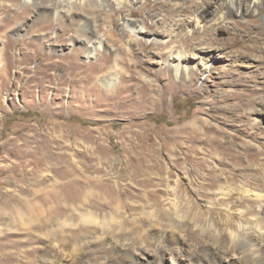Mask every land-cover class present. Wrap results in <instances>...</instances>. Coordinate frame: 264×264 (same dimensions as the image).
Wrapping results in <instances>:
<instances>
[{
  "label": "rangeland",
  "instance_id": "obj_1",
  "mask_svg": "<svg viewBox=\"0 0 264 264\" xmlns=\"http://www.w3.org/2000/svg\"><path fill=\"white\" fill-rule=\"evenodd\" d=\"M25 1L0 0V210L2 211H0V216L6 207L8 213L10 209L19 207L32 221L29 223L23 219L13 222L9 218L10 214L3 215L9 218L7 222H10L17 231L8 232L7 238L0 237V242L3 244L8 238L14 241V245L16 244L15 246L13 244L0 245L2 246V249L0 247V264H23V262L24 264H41L38 252L30 258L31 261L25 257L27 249L36 247L39 251L42 244H49L57 237L73 235V238L79 241L82 239L83 242V239L91 233L92 226L84 222L81 216L93 210L113 211L116 215L119 209L116 207L110 189L118 185L126 189V192L120 196V204L126 202L129 212L128 215L123 216L124 230L129 234L137 235L149 223L141 212L142 207L140 206V202L143 203L146 200L143 195L145 192L143 185L149 183L141 179H147V176H164L167 170L170 174L169 184L171 183L174 187L178 182L176 197L178 196L183 202H187L185 198L193 200L194 204L202 207V210L208 211L210 209L208 200L214 197L209 191L216 187H210L209 190L207 185L202 190L195 177L191 174L188 176L186 168L190 165L185 166L186 163L182 158L181 163L183 162L184 167L181 170L183 172L178 170L180 167L176 165L174 159L181 157L184 151H187L186 147H177L179 152L175 155L170 154L174 149L171 139L167 138L168 146L159 142L162 136H172L173 128L189 123L200 114L219 115L220 118L211 116L209 118L212 122H220L229 131L231 127L236 130L243 129L242 122L245 113L241 117L242 120L240 118V121H234L236 118L232 110H218L212 107L213 102L220 106L224 105L220 103L217 95H221L228 87L227 85L223 87L220 82L229 77L236 78L238 75L227 72L223 74L227 77H223L219 70H213V72L206 71L205 74H200L193 80L180 81L174 78L161 62L160 56H164L166 48L150 40L148 43L142 41L139 45H134L129 52H119L122 58L119 65L122 67L121 70L126 71L121 73L118 86H114L113 90L107 89L97 78H100L113 65L114 51L100 50L94 56L88 57L83 49L77 46L78 34L74 23L68 26L66 32H63L64 28L60 20L54 18L38 21L24 19L25 16H30L33 9L31 2L26 3ZM44 1L51 2V0H42ZM161 2L164 8H167L168 15L173 16L174 12L170 10L169 5L176 0H161ZM161 2L152 3V6L142 13H130L133 9L122 13L117 11L114 29L123 39L128 38L118 18L130 16L137 20L145 18L147 25L150 26L149 29L162 31V28L158 27L148 16L150 11L159 9ZM24 8L28 11L25 16L17 13ZM86 13L91 14L88 11ZM248 19L249 24L245 20H238L239 23L238 21L235 23L240 36L232 32H219L217 34L219 42L228 38H234L235 41L243 39V42L238 41L234 46V50H239L243 45L250 44L248 38L254 35L253 30L260 29L264 33V26L259 19L255 16ZM99 21L102 23L99 26L100 31L104 32L103 22L109 25V20L106 18L99 19ZM23 23H26L28 27H20ZM71 40L76 44L73 45ZM127 71L133 74H128ZM127 75H131V78ZM241 75L242 81L248 84L247 92L255 86L264 88L263 84H255L253 79L248 80L243 77L244 74ZM263 75L264 72L260 76ZM142 76H147L151 81H144ZM140 87L147 91L149 89V92L136 100V97L141 96ZM163 93L165 100L162 101L158 97ZM261 94L264 92H257V97L251 95V97L242 98L241 102L245 106L241 107V114L249 111V108H254ZM212 98L215 100H211ZM219 98L222 99V97ZM221 117L228 119L227 124L222 123ZM232 124L236 125L231 126ZM261 126L264 128V122ZM251 130L248 127L249 133ZM240 135L241 138H245L244 132H240ZM256 135L249 136V140L255 145H260L259 163L255 164L261 167L264 166V133L258 134L257 137ZM241 138L237 140L240 142ZM240 145L239 143L237 148L242 150ZM172 146L173 148L170 149ZM191 155V158L195 159L200 153L191 152ZM242 158L247 159L244 154ZM71 164L74 167L81 166L85 169V171L77 169V181L73 180V183L77 185L79 195L74 201L59 203L56 200L59 196L58 190L60 185L70 178L66 176L65 170ZM247 172L250 173L248 175L250 179L264 174L262 169L256 170V173L254 170ZM159 173L161 174L157 175ZM235 173L241 179L242 171H235ZM96 178L103 184L96 183ZM153 179L155 184L148 187L152 190L158 189L161 198H155L151 192L148 194L152 198V203H156L161 209L159 211L160 228L167 229L171 215L165 210L168 211L170 198L175 195L172 194V189L169 193H164L162 189H165V184L158 183L160 180L156 177ZM221 181L223 179L220 175L218 182L221 183ZM54 190L57 195L53 192ZM201 190L208 193L202 196L204 192ZM48 193V197L45 198ZM241 197H243L242 194L235 193L226 202L232 204L238 202ZM131 200L137 201L136 204H133ZM223 202V200L218 201L211 207V210L218 212L215 213L218 218L226 219V214L229 212L222 207ZM244 203L246 206H253L248 202ZM187 206H191V202H187ZM195 210L197 209L195 208L193 212ZM234 212L236 213L235 210ZM23 222L27 225H18ZM80 226H85L83 227L85 233L73 234L75 227ZM190 230L188 229L187 232L193 231V228ZM153 232L155 233V230H151V234ZM153 237V235L150 236L151 239ZM255 238L264 247V236L256 234ZM149 248H151L150 252L139 256L138 264H174L176 258L183 259L182 264L188 263L184 252H175L172 256L163 250L155 251L152 245ZM155 252L159 253L156 255ZM6 254L8 255L5 256ZM208 262L207 264H225L218 259ZM116 264L131 263L122 261ZM238 264H245L244 260L240 259Z\"/></svg>",
  "mask_w": 264,
  "mask_h": 264
},
{
  "label": "bare ground",
  "instance_id": "obj_2",
  "mask_svg": "<svg viewBox=\"0 0 264 264\" xmlns=\"http://www.w3.org/2000/svg\"><path fill=\"white\" fill-rule=\"evenodd\" d=\"M25 2H31L33 9L29 17L25 16L27 11L25 8L17 12L21 16L24 15V19L38 21L54 18L60 20V24L64 28H62L63 32H66L68 26H72V23H74L78 34L77 46L81 47L88 57L90 55L94 56L100 50L114 51L113 65L100 78H97L107 89L111 88L113 90L114 86H118L121 73L126 71L121 70L122 67L119 65V62H122L119 52H129L134 45H139L142 41L148 43L151 40L162 44V48H166L167 51L163 53L164 56H160L161 62L168 68L170 74L174 78L180 79V81L193 80L200 74H205L206 71L213 72V70H219L222 76L227 72L237 74L238 77L236 78L229 77L220 82L223 87L225 85L228 87L223 90L222 94L220 93L221 95H217L222 97V99L219 97L218 99L224 105L220 106L213 102L212 107L218 110H232V114L236 118L234 121L239 120L245 113V118L242 122L243 129L236 130L231 127L232 129L229 131L220 122H212L211 118H209L210 116L212 118H220L219 115L211 114L208 116L200 114L189 123L173 128L172 136L165 135L167 137L162 136L160 138L159 143L164 146H168V139L173 141L171 145L174 146V149L171 150L170 154L177 155L179 152L177 147H186L187 151H184V156H178L174 159L176 165L180 167L178 169L180 172L184 167L183 162L186 163L185 166L189 164L190 167L186 168V172L188 176L191 174L195 177L198 186L202 190L207 185L209 190L211 189L210 187H216L214 190L209 191L210 193L212 192L214 197L208 200L210 205L208 211L202 210L200 205L197 204V206L193 203V200L185 198L187 202H191V206H187L186 201L185 203L178 196L176 197L178 182L174 187L171 183L169 184L168 178L170 174L165 166L167 171L165 172L164 168L162 170H164L166 175L147 176V179H141L149 183L148 185H143L145 189L143 195L146 200L143 203L140 202L141 212H143L149 223L137 235L129 234L128 231L124 230L123 219L129 212L127 211L126 202L120 204V196L126 192V189H122L118 185V187L114 186L110 189L112 198L116 202V207L119 209L116 215L113 211L93 210L81 216L84 222L92 226L91 233L86 239H83V242L81 241L82 239L79 241L73 238V235L69 236L72 239L67 236L63 238L57 237L49 244H42L43 246H40L41 249L39 251L36 247H29L25 257L31 261L32 259L30 258L38 252L41 264H116L122 261L138 264L139 256L150 252L151 248L149 247L152 245L155 251L159 249L171 255L175 252H184L185 258H188V263L186 262L185 264H207L208 261L213 259H218L225 262V264H238L240 259L244 260L245 264L246 262L248 264H264V247L255 238L256 234L264 236V174L250 179L248 177L250 173L247 172L248 170H254L256 173V170L261 169L264 171V166L257 167L258 165L256 166L255 164L258 162L260 145H255L249 140V136L252 137L256 134L264 133V128L261 126V123L264 122V94L260 95V100L254 104V108H249V111H244L241 114V107L245 106L241 102L242 98L251 97V95L257 97V92H264V88H256V86L247 92L249 89H246L248 84L242 81L241 75L244 74V78L253 79L255 84H263L264 86V75L260 76L264 72V33L260 29L253 30L254 35L248 38L250 44L243 45L239 50H234V46L238 41L243 42V39L235 41L234 38H228L219 42L217 37L219 32H232L236 36H240L241 34L235 26L236 21L245 20L247 23L249 21L248 18L251 16L259 19L262 26H264V0H176V2L169 5L170 10L174 12L173 16L168 15L169 12L167 13V8H164L165 6L161 0H51V2L26 0ZM158 2H161L159 3V9L153 12L150 11L148 16L154 20L158 27L162 28V31L149 29L150 26L147 25L145 18L144 20H137L130 16H121L118 20L122 28L126 30V33H124L128 38H124V40L121 35V37L119 36L114 29L117 11L122 13L133 9L130 13H142V11L152 6V3L156 4ZM86 11L91 14H87ZM106 18L109 20V25L103 22L105 31L101 32L99 26L102 23L99 19L104 20ZM31 25L32 22L30 23ZM23 26L25 28L28 27L26 23L21 24L20 27L23 28ZM71 43L73 45L76 44L72 40ZM160 53L162 54V52ZM127 73L133 74L129 71ZM131 75L127 76L131 78ZM142 77L144 81H151L147 76ZM223 77L227 76L224 75ZM141 88L143 87L139 88L141 96L136 97V100L141 99L142 96L149 92L148 87H145L148 91ZM158 98L162 101L165 100V94L159 95ZM239 104L242 105L240 106ZM221 119L222 123L227 124L228 119L226 117H221ZM235 125L232 124L231 126ZM248 127L252 129L250 133L247 131ZM240 132H244L245 138H241ZM239 138H241L240 142L237 140ZM239 143L242 150L237 148ZM191 152L200 153L201 156L199 155L192 159ZM242 154L247 157L246 160L242 158ZM181 158L184 159L182 163ZM77 169L85 171L83 167H74L73 164L65 170L66 176L70 178L60 185L59 196L56 197L59 203L62 201L64 203L74 201L79 195L77 185L73 183V180L77 181ZM235 171H242L241 179L237 177ZM219 172L221 173L219 174ZM179 175L181 174L179 173ZM220 175L223 179L221 183L218 182ZM154 177L160 180L158 183L165 184V189H162L164 193H169L172 189L173 193H171L175 195V197L170 198L168 211L165 210L171 215L167 229L160 228L159 220L161 218L159 217V211L161 209L156 203H152V198L148 194L151 192L155 198L160 197L158 189L152 190L148 187L155 184ZM96 183L103 184L100 180H97ZM53 192L57 193L55 190ZM205 193L208 192H204L202 196ZM235 193H240L243 197L232 204L226 202ZM48 195L49 193L46 194L45 198ZM221 200L224 201L222 207L229 212V214H226V219H223V217L218 218L215 215L218 212L211 210V207ZM131 201L133 204L137 202ZM244 202L253 204V206H246ZM101 205L103 207V204ZM149 205L150 207H148ZM195 208L197 210L193 212ZM7 209L6 207L5 211H3L4 213L1 214L2 216H0V237L3 238H7V233L10 231L12 233L17 231L11 226L10 222H7L9 218L13 222L16 220L22 221L23 219L29 223L32 221L22 208L10 209L9 213ZM7 213L10 214L9 218L3 216L4 214L8 215ZM18 225L27 224L23 222ZM83 227L85 226L75 227L73 234L84 232L85 229ZM192 228L193 231H191ZM188 229H191V232L188 233ZM151 230H155V233L151 234ZM151 235L154 236L153 239L150 238ZM13 242L8 238L5 244H13L15 246L16 244L14 245ZM5 244L0 242V245ZM0 247L2 249V246ZM155 253L157 255L159 252ZM181 260L183 259L176 258L174 264H182Z\"/></svg>",
  "mask_w": 264,
  "mask_h": 264
}]
</instances>
